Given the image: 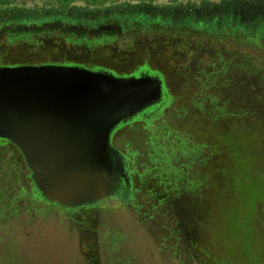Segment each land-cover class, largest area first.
<instances>
[{"label":"rangeland","instance_id":"374dc122","mask_svg":"<svg viewBox=\"0 0 264 264\" xmlns=\"http://www.w3.org/2000/svg\"><path fill=\"white\" fill-rule=\"evenodd\" d=\"M59 8L12 0L0 66L159 74L169 105L115 130L134 186L100 207L37 199L22 153L0 139V264H264V0H75L63 20ZM103 35L115 39L90 51L56 43Z\"/></svg>","mask_w":264,"mask_h":264},{"label":"water","instance_id":"95a60500","mask_svg":"<svg viewBox=\"0 0 264 264\" xmlns=\"http://www.w3.org/2000/svg\"><path fill=\"white\" fill-rule=\"evenodd\" d=\"M164 80L77 64L0 66V139L15 144L33 189L62 208L109 202L130 186L113 144L122 124L163 104Z\"/></svg>","mask_w":264,"mask_h":264},{"label":"trees","instance_id":"16d2710c","mask_svg":"<svg viewBox=\"0 0 264 264\" xmlns=\"http://www.w3.org/2000/svg\"><path fill=\"white\" fill-rule=\"evenodd\" d=\"M75 0H59V3H60V12L58 14L54 13V14H50V15H55L56 17L60 18L61 20L64 19V13L69 9L70 5L74 2ZM12 4V0H0V12L2 10L5 9V7H7L8 5ZM61 13V14H60ZM45 17V16H43ZM47 19H51L50 17H48ZM1 21H0V26H1ZM24 37V38H23ZM29 38V35L27 34H24V35H17V36H11L8 38V44L9 45H15V44H19L20 42L24 41V39H28ZM111 40V39H115V37H109V36H99V37H95V38H92V39H89L87 37H82V38H74V36H65L64 39H59L57 38L55 41L56 43L58 44H76V45H81V44H84L86 46H88V48H90V45H103V43H105V41L107 40ZM60 41V43H59ZM39 43H43V42H39L38 40H35V41H31L30 44H34V45H39ZM43 45V44H41ZM168 94V93H167ZM170 96V95H168ZM166 95V98H165V101L163 103V105H161L159 108H157V111L155 112V114H157V117L158 115L163 111V109L169 105V97ZM145 120H149V116H147L145 118ZM34 196L37 198V199H40L35 191H34ZM122 199H125V197H123V195L119 196L118 198V201L117 200H113L111 202H107L105 205H109V204H113V203H116V202H121Z\"/></svg>","mask_w":264,"mask_h":264},{"label":"flooded vegetation","instance_id":"af4514ba","mask_svg":"<svg viewBox=\"0 0 264 264\" xmlns=\"http://www.w3.org/2000/svg\"><path fill=\"white\" fill-rule=\"evenodd\" d=\"M117 38V37H116ZM71 47H80V45H75V46H71ZM79 49V48H78ZM84 49H86V51H90L89 49L90 48H88V47H85ZM63 64H76V63H63ZM77 65H81V66H85V67H87L86 65H82V64H77ZM104 68H102L101 70H105V71H109V72H116V70L114 69V68H111V67H106V66H103ZM89 68V67H88ZM91 69H93V68H91ZM144 73H149V72H144ZM115 74H118V73H115ZM119 75V74H118ZM130 75H135L134 73H131V74H123V76H130ZM157 75H159V74H157ZM162 78V77H161ZM166 95H167V93H165V98H166ZM165 98H164V100H163V103H164V101H165ZM163 105V104H162ZM161 106V105H160ZM160 106H158V107H154V108H151V109H149L148 111H147V113L145 114V116H142V115H140V116H138V117H136V118H134L133 120H131V121H129V122H127V123H125V124H122V125H120L121 126V129H119V131H117V135L121 132V131H123L127 126H129V125H131V124H133V123H135L136 121H139V120H145V118L147 117V116H150V115H152V114H154L156 111H157V108H159ZM116 136V135H115ZM115 139V138H114ZM6 141V140H5ZM9 142V141H8ZM113 144H114V142H113ZM115 145V144H114ZM116 146V145H115ZM123 155L125 156V164H126V168H127V171H128V173H129V176H130V178H131V184H130V186H127V185H125L123 188H122V191H121V193L116 197V198H114L113 200H117L118 201V198H119V196H121V195H123V197H126V195L130 192V190H132V188H133V186H134V179H133V172H132V170H131V168H130V157L126 154V153H124L123 152ZM34 190V189H33ZM35 191V190H34ZM36 193V192H35ZM36 195H37V193H36ZM38 196V195H37ZM39 197V196H38ZM40 198V197H39ZM41 199V198H40ZM39 199V200H40ZM112 200V201H113ZM41 201V200H40ZM43 202V201H42ZM109 202H111V201H109ZM44 203L45 204H48V205H53V206H56L57 208H59V209H61V210H66V211H78V210H80V209H83V208H90V207H92V208H95V207H100V206H104L107 202H102V203H99V204H96V205H90V206H83V207H79V208H76V209H71V208H62V207H60V206H58V205H56V204H51V203H48V202H46V201H44Z\"/></svg>","mask_w":264,"mask_h":264}]
</instances>
